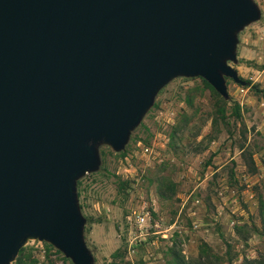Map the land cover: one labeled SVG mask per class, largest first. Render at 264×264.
<instances>
[{"label":"water","instance_id":"water-1","mask_svg":"<svg viewBox=\"0 0 264 264\" xmlns=\"http://www.w3.org/2000/svg\"><path fill=\"white\" fill-rule=\"evenodd\" d=\"M254 0H0V264L28 238L93 264L75 182L123 148L158 89L243 84L237 32Z\"/></svg>","mask_w":264,"mask_h":264},{"label":"rangeland","instance_id":"rangeland-1","mask_svg":"<svg viewBox=\"0 0 264 264\" xmlns=\"http://www.w3.org/2000/svg\"><path fill=\"white\" fill-rule=\"evenodd\" d=\"M254 1L259 17L238 31L245 55L228 61L253 86L225 77L224 98L200 76L172 77L123 148L100 144L98 167L77 178L93 264H264V0ZM9 264L73 263L28 238Z\"/></svg>","mask_w":264,"mask_h":264},{"label":"built area","instance_id":"built-area-1","mask_svg":"<svg viewBox=\"0 0 264 264\" xmlns=\"http://www.w3.org/2000/svg\"><path fill=\"white\" fill-rule=\"evenodd\" d=\"M129 218L130 215L128 214ZM151 214L147 208L139 210L133 217L135 223V229L138 234L147 233L148 227L150 225Z\"/></svg>","mask_w":264,"mask_h":264},{"label":"crops","instance_id":"crops-1","mask_svg":"<svg viewBox=\"0 0 264 264\" xmlns=\"http://www.w3.org/2000/svg\"><path fill=\"white\" fill-rule=\"evenodd\" d=\"M244 39V37H242V35L240 34V32L237 33V42H236V52H238V56L240 55H245L244 54V50H245V45L244 43L242 42Z\"/></svg>","mask_w":264,"mask_h":264},{"label":"trees","instance_id":"trees-1","mask_svg":"<svg viewBox=\"0 0 264 264\" xmlns=\"http://www.w3.org/2000/svg\"><path fill=\"white\" fill-rule=\"evenodd\" d=\"M239 77H240V76H239ZM240 78H241V77H240ZM242 79H243V78H242ZM243 80H244V83L241 84V85H243V86H249V87L253 86V84H251V82H250L249 79L244 78ZM21 247H22V246H21ZM21 247L18 249V251L21 249ZM18 251H17V252H18ZM242 264H260V262H259L258 260H249V261H247L246 263H242Z\"/></svg>","mask_w":264,"mask_h":264}]
</instances>
